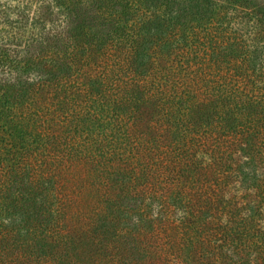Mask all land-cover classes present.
I'll return each mask as SVG.
<instances>
[{"label":"trees","instance_id":"trees-1","mask_svg":"<svg viewBox=\"0 0 264 264\" xmlns=\"http://www.w3.org/2000/svg\"><path fill=\"white\" fill-rule=\"evenodd\" d=\"M0 264H264V0H0Z\"/></svg>","mask_w":264,"mask_h":264}]
</instances>
